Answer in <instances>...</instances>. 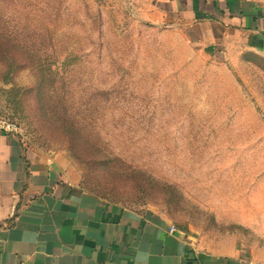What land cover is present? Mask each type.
Returning <instances> with one entry per match:
<instances>
[{
    "label": "rangeland",
    "instance_id": "rangeland-1",
    "mask_svg": "<svg viewBox=\"0 0 264 264\" xmlns=\"http://www.w3.org/2000/svg\"><path fill=\"white\" fill-rule=\"evenodd\" d=\"M168 1L0 0V124L94 195L256 249L264 57Z\"/></svg>",
    "mask_w": 264,
    "mask_h": 264
},
{
    "label": "crops",
    "instance_id": "crops-1",
    "mask_svg": "<svg viewBox=\"0 0 264 264\" xmlns=\"http://www.w3.org/2000/svg\"><path fill=\"white\" fill-rule=\"evenodd\" d=\"M167 4L173 12L161 17L207 25L216 40L240 38L264 57V0ZM63 166L0 129V264H264V241L256 249L207 248L163 214L90 193Z\"/></svg>",
    "mask_w": 264,
    "mask_h": 264
},
{
    "label": "built area",
    "instance_id": "built-area-1",
    "mask_svg": "<svg viewBox=\"0 0 264 264\" xmlns=\"http://www.w3.org/2000/svg\"><path fill=\"white\" fill-rule=\"evenodd\" d=\"M10 126H4V125H1L0 124V129H3V130H6V131H8V132H13L12 130H11V128H9ZM13 129V128H12ZM259 264V263H258Z\"/></svg>",
    "mask_w": 264,
    "mask_h": 264
}]
</instances>
